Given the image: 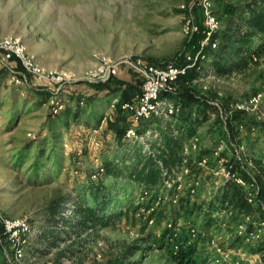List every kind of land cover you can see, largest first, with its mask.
I'll use <instances>...</instances> for the list:
<instances>
[{"label": "rangeland", "instance_id": "rangeland-1", "mask_svg": "<svg viewBox=\"0 0 264 264\" xmlns=\"http://www.w3.org/2000/svg\"><path fill=\"white\" fill-rule=\"evenodd\" d=\"M225 1L239 3L247 0ZM189 19L200 27L202 25L203 31L205 30L206 18L202 0H0V37L18 36L26 44L28 52L43 66L68 71L74 82L64 87L58 100L63 103L64 108V105L71 102L76 104L81 98L83 112L79 121L70 120L68 131L66 128L60 130L59 140L53 142L49 127L50 115L58 114L63 108L56 111L51 101L36 106L38 98L34 92L15 85L10 74L4 75L0 84L1 215L29 217L37 225L44 226L48 205L54 198L90 197L85 180L91 173L96 179L95 173L106 148L100 150L101 147H94V133L87 130L84 120L100 109L109 111L115 99L108 97L106 86H97L107 81L87 80L90 71L98 67L105 57L117 61L140 57L164 65L180 62L187 52L197 49L200 41L204 39L201 38L198 44L191 41L193 34L189 35L185 31ZM217 19L221 29L223 21L218 17ZM211 59L210 56L203 59L200 76L193 81L195 90L218 103L231 117L237 111H244L248 123L264 120V53L248 69L224 75L218 74L212 68ZM10 65L22 69L16 62H11ZM32 79V84L48 91L47 85ZM117 79H121L120 72L111 80L109 87H117ZM67 89L77 95L75 102ZM179 90L178 83L176 91ZM257 93L263 99L257 108L239 109L240 104ZM118 115V110L113 111L110 114L111 120H115ZM216 120L210 117L198 128L199 146L192 152V156L195 159L208 158V173H202L201 184L195 196L190 193L192 177L184 175L180 180L182 190H178L179 197H191L195 203L190 214L180 209L178 203H164L157 214V222L151 225L144 216L134 212L116 223L78 234L73 253L90 264H109L114 259H119L124 264H173L170 260L172 248L160 240L159 234L168 220L182 224L191 221L201 230L222 231L226 247L246 250L249 257L242 264H261L262 253L251 248L258 241L252 246H232L237 229L222 227L208 216L207 209L214 193L225 181L224 177L215 173L219 170L215 151L225 140L222 152L224 151L233 164L232 158L236 154L231 148L232 138L225 137ZM248 129L243 123L237 124L236 140H232L242 147L240 151L244 161L237 163L246 170L251 182L255 171L250 164V158L254 155L264 157V138L255 142H252L253 139L249 141ZM29 143H32L29 156L19 164L16 153L25 149ZM107 143L111 146L109 149L112 155L118 152L117 141H113L111 137ZM41 146L46 149L42 161L46 160L52 147H56L60 167L53 157L46 160V166L40 174H34L30 168ZM196 174L195 171L194 175ZM106 184L111 185V194L116 198L111 205L113 210H119L116 208L118 206L125 210L127 204L132 202L131 198L139 192L138 187L125 180L113 183L108 178ZM161 210L164 211L163 216L160 214ZM255 217H262V221L264 220V215L259 210ZM132 232L137 235L132 236ZM229 235L232 236L228 239ZM261 239L264 240V233ZM205 241L206 238L200 236L194 243L205 256V264H209L203 244ZM98 243H102V246ZM131 246L139 249L134 254H129ZM57 251L53 255L42 257L36 264H46L49 258L54 259V264H57ZM2 260L3 257L0 256V263Z\"/></svg>", "mask_w": 264, "mask_h": 264}, {"label": "trees", "instance_id": "trees-1", "mask_svg": "<svg viewBox=\"0 0 264 264\" xmlns=\"http://www.w3.org/2000/svg\"><path fill=\"white\" fill-rule=\"evenodd\" d=\"M212 2L213 12L223 21V25L213 35V40L218 41L217 47L213 48L211 44H208L205 48V57L210 56L212 58L211 66L220 75L248 69L264 53V0H247L239 3H228L225 0H213ZM204 37L205 34L201 25L199 33H194L191 41L198 44L199 40ZM196 50H193V52H196ZM15 62L21 67L18 61ZM153 63L159 66L164 65L156 62ZM184 63L185 57L180 62H177V64ZM202 63L203 59H201L197 66L188 69L186 74L180 76L178 81L180 84L179 92H166L162 95L180 104V110L173 114L169 121L155 118L144 123L141 131L146 127L152 126L159 133V137L152 142V148L155 152L154 157L144 155L141 145H132L125 138V133L132 125V122L130 115L122 110L121 104L135 99L141 93V80L136 78L135 82H127L123 79H117L119 85L111 88L109 84L115 78L113 77L106 83H99L97 85L108 88V97L120 96L119 104L115 109L118 110L119 115L115 120H111V116H109L106 120V125L98 134L102 143L100 150L105 148L106 150L103 152L98 169L96 170V179L92 177L93 173H91L87 176V180H85L87 181L85 186L88 188V192H90V197L58 196L48 205V216L41 237L51 238L52 241H49L50 245H56V240H62L64 236L66 238L73 235L76 237L83 231L116 223L123 220L124 216H129L134 212L135 214L144 216L147 223L152 218L157 222L156 217L161 206L164 203L170 202H160L157 204L158 194L165 180L173 176L175 169L181 168L184 158V142L196 134L198 128L211 117V114L218 111V106L214 102L202 96L194 88L193 81L199 78ZM8 74H10L9 67L0 66V84L4 75ZM21 87L35 93L36 98H38L36 106H39L41 103H48L52 95L50 91L40 89L34 84ZM66 91L74 97L73 101L75 102L77 95L68 89ZM81 101V98H79L76 104L71 102L68 105H64V108L58 114L50 115L49 127L53 142L59 140L60 130L66 128V131H68L67 128L70 126V120L74 122L79 121L83 114L82 107L80 106ZM216 122L223 129L225 137L228 138L229 135L221 121L217 119ZM239 123H243L249 128V141L253 139L252 142H255L264 138V120L248 123L244 111H237L229 121L230 137L233 140H236L235 131ZM84 124L90 132L98 128L101 124L98 111L92 113L90 118L85 119ZM111 137L113 141H117L119 149L114 155L111 154V150L109 149L111 146L107 143L108 140H111ZM237 143L239 142L237 141ZM31 144L29 143L25 149L16 153V159L19 164L29 156L28 151L32 146ZM120 149L122 150L121 152ZM45 152V147L41 146L38 154L34 157V162L30 168L34 174H40L46 166V160L49 161L53 157L56 158L55 162L60 167V157L56 147L53 146L46 160L42 161ZM250 160L253 163L255 177L260 186L259 198L264 200V157L254 155ZM160 161L163 166L160 165ZM232 161L235 164L234 171L237 172L238 176L249 182L250 177L246 170L239 167L235 158H232ZM188 165L194 168L192 162L189 161ZM165 170H167V173L164 172ZM198 173L201 174L200 171ZM108 178H111L113 183H120L125 180L138 187L139 192L137 196L131 198V201L134 203L127 204L125 210L119 206L116 207L119 210L111 209V205L116 201V198L111 194V185L106 184V179ZM142 197L146 198L142 200ZM190 198L179 197L177 202L179 208H182L186 214H190L195 208V203ZM67 208H71L72 210V215L68 217L63 215V211ZM227 208L232 209L234 212L230 228L235 227L237 229L236 226L239 223H244L247 217H252V223L249 224L246 232L254 228V221H262V217H255L258 210L264 215L260 204L253 205L248 200V191L236 178L228 180L214 193L212 202L207 209L208 216L211 217L212 221L215 220L218 223V218H215L213 213L218 209ZM161 211L162 213L160 214L163 216L164 211ZM147 212L149 213L147 214ZM170 233L171 229L165 226L160 240L172 248L170 260L173 264H205V256L199 250L200 247L194 242L188 243L186 233L181 234L178 238L181 246L175 253L172 242L167 239ZM246 236L247 234L240 235L237 233L232 241V246H245L247 244L252 246L253 244L246 240ZM253 246L255 247L251 248L255 252L262 253V260L264 261V240H258V243ZM138 249L139 247L137 246H131L128 253L134 254ZM0 256L3 257L1 249ZM0 264L8 263L3 258ZM109 264L124 263L119 259H114L110 260Z\"/></svg>", "mask_w": 264, "mask_h": 264}, {"label": "built area", "instance_id": "built-area-1", "mask_svg": "<svg viewBox=\"0 0 264 264\" xmlns=\"http://www.w3.org/2000/svg\"><path fill=\"white\" fill-rule=\"evenodd\" d=\"M213 0H202L205 10V37L196 52H187L185 54V63H169L163 66L156 65L143 58H126L123 60H114L108 57L103 58L102 63L91 70L87 80L90 82H106L119 74L121 65H125L132 70L141 80V93L133 100L125 101L121 104L124 112L130 115L132 125L125 133L126 140L134 145L142 146V152L146 156H155L152 148V142L159 137V133L152 128L146 127L143 131L145 122L152 119H160L169 121L171 116L177 113L181 106L171 98L165 96L163 93H175L180 76L187 73L188 69L197 66L201 59L205 58V48L211 44L213 48L218 45L217 40H213V35L220 28V23L213 12ZM187 34L191 35L200 31L198 26L192 19L187 21L185 26ZM18 61L22 69L13 68L11 62ZM0 66H7L10 69L11 81L17 86H30L33 82L32 78L47 85L46 90L52 93L51 105L58 108H63V103L58 100V96L64 91V87L74 82L72 75L65 70H53L43 66L34 55H31L22 38L15 35H7L0 37ZM260 93L251 95L245 102L238 107L240 110L255 109L262 101ZM119 99H113L109 111H107L101 119V124L98 128L93 129L94 147L99 149L102 146L101 140L98 137L100 130L105 126L107 118L115 111ZM218 111L211 114L212 118L219 119L230 137L229 121L231 119L230 113L223 109L218 103ZM231 138V137H230ZM199 131L193 135L188 141L183 144V163L180 169H175L173 176L167 178L162 185V189L157 197V204L160 202H174L177 203L180 192L182 190V183L180 180L184 175L192 177V184L190 193L195 196L198 186L201 184L200 178L202 173H208L207 162L208 158L203 157L195 159L192 152L199 146ZM231 148L234 150L236 162L243 163L244 159L241 155L240 145L233 143L231 139ZM225 140L222 141L218 150L215 151L219 170L215 173L224 177L225 184L228 180L236 178L248 191V200L253 204H260L264 212V200L259 198L260 186L255 177V172L252 174V181L247 182L238 176L234 171V164L226 156L222 148H224ZM192 162L194 168H191L188 163ZM252 167L253 163L250 160ZM160 165H162L160 161ZM196 171V175L194 172ZM200 171L201 174L198 172ZM167 173V170L164 171ZM177 188V191H176ZM179 190V191H178ZM218 191V189L216 190ZM215 191V192H216ZM154 193V192H153ZM146 198V197H145ZM144 197L141 199L144 200ZM72 214L71 208L63 211V215L68 217ZM215 218H218V224L222 227H229L231 219L234 216L232 209H218L213 213ZM155 219L149 220V224L153 225ZM252 223V217H247L246 222L239 223L237 231L240 235L247 234L246 240L252 244L260 240L264 233V220L254 221V228L248 232V226ZM165 226L171 229V233L167 239L172 242L173 251L176 253L181 246L178 238L181 234L186 233L188 236V243H193L199 237H205L206 241L203 243L208 254L209 264H242L244 260L248 259V252L244 249H234L226 247L223 243L222 231L218 230H201L191 221L185 224L168 220ZM44 226L37 225L29 217H6L0 214V249L3 258L8 264H36L42 257L53 255L57 250L59 257L57 264H90L88 261L80 260L75 253H73V245L77 239L74 235L72 237H63L62 240H56V245H50L51 238H43L41 234ZM93 231V229H89ZM162 233L159 235L161 236ZM136 236L135 232L131 233ZM232 235L228 236V239ZM102 246V243H98ZM260 257V255L258 254ZM260 263L264 264L262 257ZM46 264H54V259L49 258Z\"/></svg>", "mask_w": 264, "mask_h": 264}, {"label": "crops", "instance_id": "crops-1", "mask_svg": "<svg viewBox=\"0 0 264 264\" xmlns=\"http://www.w3.org/2000/svg\"><path fill=\"white\" fill-rule=\"evenodd\" d=\"M120 72V78L127 81V82H135L136 78H138V76L136 75V73H134L132 70L130 72V69L128 67H120L119 69ZM120 96H115L114 98H119ZM97 110V108H96ZM107 111H104V109H100V111H98V115L100 117V119H102V117L104 116V114Z\"/></svg>", "mask_w": 264, "mask_h": 264}]
</instances>
